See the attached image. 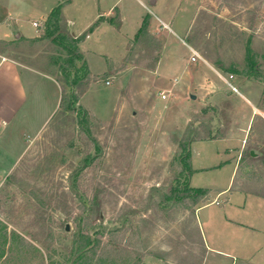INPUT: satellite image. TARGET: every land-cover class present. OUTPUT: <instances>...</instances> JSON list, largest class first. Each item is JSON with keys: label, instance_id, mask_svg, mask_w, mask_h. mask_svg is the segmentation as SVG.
Instances as JSON below:
<instances>
[{"label": "rangeland", "instance_id": "rangeland-1", "mask_svg": "<svg viewBox=\"0 0 264 264\" xmlns=\"http://www.w3.org/2000/svg\"><path fill=\"white\" fill-rule=\"evenodd\" d=\"M113 1L100 0L95 5L97 9L79 5L77 9L67 10V15H76L73 29L86 31L94 22L96 11L106 13ZM118 6L122 14L117 12L110 19L120 21L123 17L124 25L119 33L110 31L109 25L104 24L85 45L91 51H102L113 62L107 66L106 61L91 55L89 64L96 73L105 67L108 70L122 67L124 71L153 68V58L159 52L160 85H167L174 79L183 80L186 71L206 66L202 60L189 61L193 49L216 70L228 75V69L234 64L240 71L244 69L249 40L253 54L259 56L260 68H264V0H122ZM146 18L150 21L151 36L162 47L152 37H139ZM162 22L169 28H162ZM34 30L32 26L27 28L28 32ZM5 53L32 67H46L49 62L47 48H37L27 42L9 44ZM110 71L100 74L102 78L92 82L82 103L79 102L91 113L88 123L83 121L87 131L79 129L78 116H74L75 121L59 116L32 140L33 130L40 122L33 116L55 106L61 92L54 83L44 79L36 86L41 90L39 94L28 87L29 99L18 117L22 119L16 120L17 127L4 136V139L10 138L11 144L5 148V143H0V156L7 154L0 161V171H4L16 161L23 144L32 142L0 191L1 222L12 231H24L28 226L27 230L36 235L44 233L41 241L36 242L46 264H49V254L57 262L67 264L77 231L74 219L79 217L83 204L87 205V211L97 197L101 201L97 222L101 227H96L97 232H104L106 240L112 230L127 228L122 244H128L133 251L127 264H232L231 258L224 254L210 249L206 252L204 243L228 254L238 248L247 258L254 255V260H249L237 252L240 259L234 264L260 261L264 264V207H257V202L264 201L255 196L264 197V115L252 119L241 153L239 138L191 143L190 163L195 173L188 178L189 185L209 190L208 196L194 209L181 204L180 197L162 201L163 195L178 180L182 186L187 182L176 157L177 141L188 139L197 130L220 136L228 124L229 132L234 128L232 116L240 102L247 105L249 116L252 104L264 111V76L254 79L233 74L235 79L231 82L241 94L228 92L226 106L219 107L225 100H204V105L198 107L201 100L190 97L189 104L195 108L171 104L169 100L152 109V100L143 95L144 85L131 83L133 74L120 73L113 80L109 79ZM205 71L224 91L231 90L212 69L206 67ZM106 79L111 85H106ZM137 94H142L141 100H135ZM213 108L218 111H212ZM181 110L190 119L186 125ZM24 112L27 116L23 117ZM21 129L27 130L25 133L30 137L26 143L18 133ZM234 129L236 134L241 129L239 121ZM251 150L259 155L252 157ZM236 159L239 165L235 168ZM82 162L88 167L82 168ZM230 199V203H251L248 207L251 213L239 219L252 221L248 225L259 232L223 224V210L230 208ZM202 206L205 207L197 212ZM85 217L80 218L85 220ZM37 219L40 221L36 225ZM6 248L7 258L0 260V264L41 263V258L24 260L18 251L10 254V247Z\"/></svg>", "mask_w": 264, "mask_h": 264}, {"label": "crops", "instance_id": "crops-1", "mask_svg": "<svg viewBox=\"0 0 264 264\" xmlns=\"http://www.w3.org/2000/svg\"><path fill=\"white\" fill-rule=\"evenodd\" d=\"M62 2L64 1L63 0H0V143L1 142L5 143L4 145L5 148L9 147L11 143H10V138L4 139V136L6 135L8 136L10 131H14V128L17 127L16 125L18 124L15 125L14 123L16 120H18L20 113L22 112L24 106L28 102V99H29L28 98L29 97L28 87L30 86L33 87V90L36 91V94H39L41 90L40 89L37 90L36 86L39 84L40 81L44 79V80L49 81L50 83H54V85H56V87L59 88L61 92L60 85L53 76L41 71L37 67L28 66L24 63L17 61L16 59H13L12 57H10V55L9 56L6 55L5 49L7 48L8 44H11V42H14L15 40H20L23 38L24 39H34V38L39 37L41 28L47 16L54 8H56ZM65 2L66 3L62 5V12H63L64 19L67 22L68 30L70 33L76 36H79L82 34L83 31H76L73 29V26L76 20V15H73V13L67 15L66 11L77 9L79 5L83 8L88 7L91 10V8L93 7L96 8L95 5L96 4L98 5L100 3V0H65ZM121 2L122 0H114L111 7L106 13H102L100 10L96 11V15L93 19L94 22L92 23V25L95 22H97L100 18H103L104 21L100 23V25L90 35H88L85 41L81 44V49L85 55L88 68L94 75L105 74V73H108L109 70H112L110 71L112 72V75L109 77V79L111 78L114 80L116 76H121L120 73L128 72V73L133 74L131 83L133 85H140V84L144 85L145 91L143 95L148 97L149 100H152V109L153 107L160 106L161 104L166 103V101H169V100L171 104L176 102L177 105L181 104V106L183 107H187V108L192 107L189 104L191 99H193V98L190 99L191 95H194L196 97L193 100H197V99L201 100L202 104L198 106V107H201L202 105H204V100H226V98H229L228 92L230 94H233L231 90L224 91L207 75V72L205 71L206 67H209L210 69H212L218 76L219 74H223L219 72L218 70H216L213 66H211L207 61L203 62L204 65L206 66L199 65L190 71H186L185 75L183 76L184 77L183 80L181 78L174 79V81L171 84L168 83L167 85H160L161 80L159 79L161 78L160 77L161 59H159V61L155 64L153 68L139 67L136 69L131 68V69H128L127 71H124L122 67L117 68V69L109 68V70L107 67H105L99 73H96L95 71H93L91 69V65L89 64L90 63L89 57H91V55H96L101 60L106 61L107 66L110 64L112 65L113 62L108 60L107 58L108 55H106L105 53H102V51H93V50L91 51L89 49H86L85 45L89 40L92 39V36L95 34V32L98 31L100 27L104 24L109 25L110 31H115L116 33H119V30H121L122 26L124 25L123 17L120 16L121 17L120 18L121 28L114 27V25L110 22V17L111 15L117 12L119 13V15L122 14V10L118 6ZM34 22H37L40 26L35 27ZM92 25H90V27ZM29 26L34 27L36 30H34L33 32L32 31L28 32L27 28H29ZM72 29L74 31H72ZM31 34H35V35H31ZM111 46H114V44H112ZM26 73L28 74L27 77H25ZM104 81L106 83V81L108 80L106 79ZM112 84H113V81H112ZM243 84L247 85L246 83H243ZM91 86L92 85H90V89H91ZM162 92H167L168 99L163 100L161 98ZM141 95L142 94H137L135 100H141L142 99ZM84 96L80 100L81 103L83 101ZM60 100H61V94L55 106L51 107L50 109H48V111L40 115L35 113L33 117H36V119L38 118L40 122H39V125L36 126V129L33 130L32 140H35L37 137H39L40 134L47 128L46 125L50 123V121L54 118V116L56 115L59 109ZM244 100L249 103L247 99L244 98ZM37 101L43 102V100H37ZM192 108H195V107H192ZM181 113H183L180 115L184 116L185 125H186V123L190 119L187 116L186 112H182L181 110ZM247 113H249L247 105L245 104V102H240L235 112H233V116H232V119H233L232 126L234 128H235V124L237 123V121H239V123L241 124V129H239V132L236 134L234 132L235 129L232 128L228 132V135H226L224 138L213 139L212 141H216V140L230 141L233 138L234 139L239 138L241 139V147L239 149V153H241L247 143L249 128H250L252 119L258 115L259 116L264 115V111L259 109L257 105H254V104H252L250 116ZM22 116L23 117L27 116L26 112H24ZM34 119L35 118H33L32 120ZM24 129H21L20 132L18 131V133H20V135L25 138L24 142L26 143V141H28L30 137L28 134L25 133L27 132V130H24ZM31 143L32 142L23 144V146L21 147L22 149L20 150L19 156L16 157V161L12 163L10 166L6 167L4 171L3 170L0 171V191L4 187V185H6L9 179V174L13 170L17 162L26 152H28L27 150H30ZM6 155L7 154L3 155L2 157L0 156L1 157L0 161H2L3 158L6 157ZM237 159H236L235 168L237 164L239 165V160ZM193 169L195 171H198V169H195V168ZM224 191L226 192L227 189L220 191L219 194H221ZM250 196H253V195H250ZM255 196L261 199V201H264L263 196H260V195H255ZM230 201L231 199L229 200V204H228L230 208L228 210H223L224 218L223 220H221L222 222L224 221L223 224L225 225L232 224L234 225V227H237L239 229H251L255 232H259L255 229V227H251L250 225H248L247 222H252V221L244 222V221H240L239 219V218H244L245 216L251 213L250 211H248V207L251 203H249V201L247 203L246 201L245 204H242L241 202L240 204H238V203H230ZM203 207L205 206L198 208L197 212H200L199 210L202 209ZM257 207L262 209L264 207V202H257ZM254 220H259V219L257 218ZM14 230L20 233L22 236L27 237L24 231L17 230V229H14ZM33 243L36 245V247L39 248L38 242L33 241ZM196 245L199 246V243ZM7 247H9V244L7 245ZM202 247L203 249L206 250V252L210 249L214 252L228 256L229 258H231L232 264H234L235 261H238L240 259L239 254L240 255L242 254L241 257H244L249 260H252V259L254 260V257H253L254 255H252V257L250 258H247L245 255H243L242 250L240 249L237 250L238 248H236V251H234L235 253L228 254L223 251H220V249L211 248L209 246L207 247L205 243H204V246ZM237 252H240V253L237 254ZM6 254L0 259L1 261L6 260L7 258ZM21 262H22V259H21ZM261 262L262 261L258 262V264H262Z\"/></svg>", "mask_w": 264, "mask_h": 264}, {"label": "trees", "instance_id": "trees-1", "mask_svg": "<svg viewBox=\"0 0 264 264\" xmlns=\"http://www.w3.org/2000/svg\"><path fill=\"white\" fill-rule=\"evenodd\" d=\"M63 1L64 2L54 8L47 16L41 28L39 37L34 39L23 38L20 40H15L14 42H11V44L17 45L22 42H27L31 44V46L37 48L44 47L49 50V54L47 56L49 62L47 66L39 69L53 76L59 83L61 88V100L59 109L51 121L59 116H68V119H72L73 121H75L74 116L76 115L79 119V129H81L82 131H87L88 128L83 124V121L85 120L87 122L91 113L87 109L82 108L79 102L89 90L92 82L98 81L102 78L103 75L94 77L91 74L85 55L81 49V44L85 41L87 36L90 35L100 25V23L104 21V19L100 18L84 33L76 36L70 33L68 30L67 22L64 19L62 12V5L66 3L65 0ZM253 17H255L254 19H256L257 15L253 13ZM113 18H111L112 20L110 19V22L112 24L115 20V18L114 20ZM114 22H116V28H119L120 21L115 20ZM252 24L253 20H250V25ZM149 30L150 21L148 18H146L142 24L141 29L139 30V37H152V41L156 42L155 44L159 43V46L162 47V44L158 41V39H156V37L153 35L151 36ZM248 44L249 45L246 50L244 69L240 71V67L234 64L228 69V72L232 75L240 74L248 78L262 79V77L264 76V68H260V62H258L259 56L257 54H253L251 48V40H249ZM159 59L160 53L158 52L153 58L154 65L159 61ZM216 65L220 69L223 68L220 64L216 63ZM228 103V101L224 102V104L222 103L223 105L221 104L219 107L226 106L228 105ZM212 111L217 112L218 109L213 108ZM220 114L223 115L224 113ZM227 126L228 127H226L225 131H222V133H224L220 136H211L210 133L203 131L199 132L197 130L195 131L196 134H191V137H188V139L182 138L181 140L177 141L178 155L176 157L178 158L179 166L181 167L182 174L184 175L182 176L184 178H187V182H185V184L182 186L178 180L177 185L174 187L172 186V190L163 195L162 201L166 202L173 198L180 197L181 204L188 205L189 207H192L194 209L202 199H205L208 196L209 190L205 188H193L189 185L188 178L193 173H195L192 170L190 163L191 143L196 141L224 138L229 130V124ZM87 159L88 157L86 158V160ZM86 162H88V160ZM86 162H82L84 163L82 168L88 167V164H86ZM176 168H178V166ZM78 171H81V168L78 169ZM150 200L151 198L149 199V201ZM162 201L160 202V204L162 203ZM100 202L101 201L99 200V198H93L89 209L86 211L87 205L83 204L81 206L83 210L80 214H78L79 217H75L74 220L77 225V231L73 236L71 256L67 260V264H118L120 261H122L123 264H127L128 259H132V249L128 244H122L127 234V228L125 226L124 228H117L116 230H112L111 232H109L108 238L106 240L104 239L105 236L103 231V233L97 232L96 227H101V225L97 223L100 219L98 212V204H100ZM84 215H86L85 220L80 218ZM39 221L40 220L37 219L36 221H34V223L36 222L37 225ZM0 227V234L1 238L3 239L0 240V259L7 253L6 247L9 244L10 254L18 251L19 254L23 256L24 260L28 258L29 261H33L35 259L38 260V258H41L40 264H46L44 255H40V251L33 243V241H41L40 239L42 238V235L44 233L41 235H36L33 232L28 231L27 226L26 228H24V232L26 236L29 235V237H31L30 240L28 236L24 237L15 230H9L7 226L1 222V220ZM27 254H29V256H27ZM38 254L40 255V257L38 256ZM47 260L49 261V264H62L60 262H57L50 254L47 256Z\"/></svg>", "mask_w": 264, "mask_h": 264}, {"label": "built area", "instance_id": "built-area-1", "mask_svg": "<svg viewBox=\"0 0 264 264\" xmlns=\"http://www.w3.org/2000/svg\"><path fill=\"white\" fill-rule=\"evenodd\" d=\"M34 26L35 27H39L40 25L37 22H34ZM161 26H162V28H169V26L166 25L164 22L161 23ZM200 60H202L203 62H206V60H204L202 58V56L199 54V52H197L196 50L191 49V55H190L189 61L192 62V63H196V62H198ZM219 77L221 78V80H223L230 87L232 92L239 93L238 88L231 82L232 79H235L234 75H232V74H228V75L219 74ZM110 83L111 82L109 80L106 81L107 85H109ZM167 97H168L167 92H162L161 93V98L163 100H166Z\"/></svg>", "mask_w": 264, "mask_h": 264}, {"label": "water", "instance_id": "water-1", "mask_svg": "<svg viewBox=\"0 0 264 264\" xmlns=\"http://www.w3.org/2000/svg\"><path fill=\"white\" fill-rule=\"evenodd\" d=\"M191 98L195 99L196 97H195L194 95H191ZM250 155H251L252 157H256V156L259 155V154L256 153L254 150H251V151H250ZM66 229L69 230V226H67Z\"/></svg>", "mask_w": 264, "mask_h": 264}]
</instances>
